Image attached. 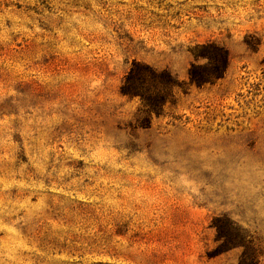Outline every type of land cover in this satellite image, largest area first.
I'll return each instance as SVG.
<instances>
[{
	"label": "rangeland",
	"instance_id": "obj_1",
	"mask_svg": "<svg viewBox=\"0 0 264 264\" xmlns=\"http://www.w3.org/2000/svg\"><path fill=\"white\" fill-rule=\"evenodd\" d=\"M0 264H264V0H0Z\"/></svg>",
	"mask_w": 264,
	"mask_h": 264
},
{
	"label": "trees",
	"instance_id": "obj_2",
	"mask_svg": "<svg viewBox=\"0 0 264 264\" xmlns=\"http://www.w3.org/2000/svg\"><path fill=\"white\" fill-rule=\"evenodd\" d=\"M212 48H215L216 51H211L210 49ZM193 54L196 58L206 56L209 61L208 63L203 64L195 62L191 63L188 70L189 85H204L212 81L214 77L223 75L228 63V52L224 47L216 46L211 41L198 43L193 49ZM146 76L161 79L169 85L179 84L176 76L166 68L163 70H157L156 68L145 64L139 69L138 64L134 62L123 80L121 91L123 93L133 95L140 94L143 96L144 93L141 92L142 90L139 88L136 81L139 79L143 80ZM215 226L220 237L225 235L223 226L219 224H215Z\"/></svg>",
	"mask_w": 264,
	"mask_h": 264
}]
</instances>
